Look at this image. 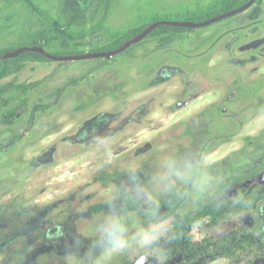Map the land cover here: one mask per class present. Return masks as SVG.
I'll return each instance as SVG.
<instances>
[{
    "label": "rangeland",
    "instance_id": "rangeland-1",
    "mask_svg": "<svg viewBox=\"0 0 264 264\" xmlns=\"http://www.w3.org/2000/svg\"><path fill=\"white\" fill-rule=\"evenodd\" d=\"M30 1L49 20L84 32L71 44L82 42L79 50L96 54L117 33L185 22L222 0H111L107 14L97 9L99 0ZM71 8L83 15L74 23L65 14ZM45 22L25 0H0V49L20 47ZM63 50L57 43L46 51ZM104 59L108 64L99 67ZM87 75L57 98L58 89ZM34 82L40 85L22 96L26 107L12 125L3 122L9 109L2 100L16 91L0 98V147L19 138L0 151V264H73L90 243L104 190L125 185L130 166H147L169 151L205 157L220 183L210 195H185L183 205L165 204L162 212L194 213L228 201L242 206L217 226L197 222L193 247L241 230L264 242V0L192 32L145 39L111 58L24 63L0 80V89ZM44 105L51 107L34 114ZM175 250L173 236L112 264H207L213 257L188 261ZM209 264H264V247L233 250Z\"/></svg>",
    "mask_w": 264,
    "mask_h": 264
},
{
    "label": "clouds",
    "instance_id": "clouds-1",
    "mask_svg": "<svg viewBox=\"0 0 264 264\" xmlns=\"http://www.w3.org/2000/svg\"><path fill=\"white\" fill-rule=\"evenodd\" d=\"M219 183L207 159L193 152L169 151L147 166H130L125 185L104 190V208L92 219L90 243L75 254L73 264H112L125 252L154 250L174 235L172 218L162 212L169 198L199 200Z\"/></svg>",
    "mask_w": 264,
    "mask_h": 264
},
{
    "label": "trees",
    "instance_id": "trees-1",
    "mask_svg": "<svg viewBox=\"0 0 264 264\" xmlns=\"http://www.w3.org/2000/svg\"><path fill=\"white\" fill-rule=\"evenodd\" d=\"M249 1L250 0H222L210 11L197 13L195 16H191L186 19L185 22L204 23L215 17L221 16L223 14H228L238 8H241ZM261 2L262 0H256V3ZM25 3L27 7L32 9L35 13L42 14L44 16V20L47 22H45L47 24V27H43L41 30L32 34L29 40L25 41L24 44L20 47L0 49V80L8 77L12 73L20 72L24 67V63H45L51 61L46 54L33 51H26L16 58H4L5 55L14 53L21 48H41L51 56L59 58L85 55V52L79 50V48L83 45L82 42L71 44V42L74 40H83L85 38L84 32L75 34L69 29V24L63 25L57 20H49L47 18L48 13H44L33 2H31L30 0H25ZM110 5L111 0H99L96 3L97 9H104L105 14H107ZM65 14L70 16L68 19L69 23H74L75 21H78L80 17H83L81 11L78 8L67 9L65 10ZM156 22L147 23L142 25L141 27L117 33L112 36L111 40L108 43L97 48L94 52L112 53L119 51L128 42L136 38L138 35L142 34ZM194 30L195 29L188 27L161 25L156 28L147 37V39L192 32ZM57 43L64 49L63 51H46L48 48L56 45ZM108 62L109 60L104 59L99 67L105 66L106 64H108ZM87 77L88 75L78 79H74L70 81L66 86L58 89L57 98H59L68 89V87L78 85L84 79H87ZM39 85L40 82L21 85L9 84L0 89V98H3L6 94L10 93L13 90L16 91V96L4 98L2 100V106L4 107V109H9L3 112L4 124L12 125L14 123V120L17 117L18 110L26 107V100H22V96L26 95L30 90L37 88ZM14 101H18V104L12 106V103ZM50 107L51 105L36 106L34 108V114L36 111L46 110ZM32 117H34V115ZM18 139L19 138L12 139L9 143L4 145V147H0V151H2V149L5 150L12 147ZM185 198V195L180 197H171L169 198L167 205H183L185 203ZM241 208L242 206L240 204H235L234 201H228L227 203H224L222 205L206 204L194 213L183 214L178 211L165 212L166 215L170 216L173 219V236L174 244L176 245V250L173 253L182 255L183 258H186L188 261H192L200 255L207 256L208 254H213L211 260H206V263L209 264L212 261L216 260L217 256H223L229 252H232L233 250L247 251L255 245L258 246V249H262V247H264V242L256 241L255 236L252 235V233L248 230L234 231L229 239L223 238L222 242L207 240L205 244H201L197 247L192 246L190 241V231L197 222L208 219L209 226H217L222 221L226 220L229 215L236 213Z\"/></svg>",
    "mask_w": 264,
    "mask_h": 264
},
{
    "label": "water",
    "instance_id": "water-1",
    "mask_svg": "<svg viewBox=\"0 0 264 264\" xmlns=\"http://www.w3.org/2000/svg\"><path fill=\"white\" fill-rule=\"evenodd\" d=\"M256 3V0H250L247 4L242 6L241 8H238L228 14H223L221 16L215 17L207 22L204 23H193V22H176V21H160L152 24L146 31H144L142 34L138 35L136 38L128 42L122 49L116 52L112 53H96V54H85L83 56H67V57H54L51 56L50 54L46 53L43 49L41 48H21L17 50L14 53L5 55V59H11V58H16L20 54L26 52V51H33V52H39L42 54H46L50 60L53 61H80V60H86V59H96V58H111L114 57L115 55L125 52L127 49L130 47L139 44L140 42L144 41L147 39V37L159 26L161 25H167V26H175V27H188L192 29H199L203 27H207L211 24H214L218 21H222L231 17H234L242 12H245L249 8H251L254 4Z\"/></svg>",
    "mask_w": 264,
    "mask_h": 264
},
{
    "label": "flooded vegetation",
    "instance_id": "flooded-vegetation-1",
    "mask_svg": "<svg viewBox=\"0 0 264 264\" xmlns=\"http://www.w3.org/2000/svg\"><path fill=\"white\" fill-rule=\"evenodd\" d=\"M237 153H238L237 157L239 158V157L241 156V152L238 151ZM259 176H260V175H259Z\"/></svg>",
    "mask_w": 264,
    "mask_h": 264
}]
</instances>
